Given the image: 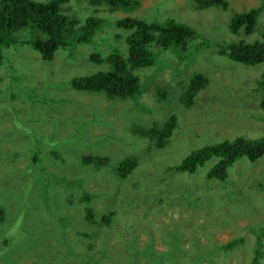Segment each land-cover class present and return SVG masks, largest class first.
Listing matches in <instances>:
<instances>
[{
    "label": "rangeland",
    "instance_id": "obj_1",
    "mask_svg": "<svg viewBox=\"0 0 264 264\" xmlns=\"http://www.w3.org/2000/svg\"><path fill=\"white\" fill-rule=\"evenodd\" d=\"M139 1L140 7L130 12H112L88 0H66L60 5L62 13L72 16L76 24L78 20L84 24L89 16L113 21L94 39L105 54L112 49L128 52V30L115 24L121 18L149 16L147 21H164L174 16L196 27L202 36L196 42L207 46L194 51L190 60L167 55L172 64L154 76L138 98L143 109L133 108V99H110L69 86L77 75L112 72L108 63L90 61L93 45L71 41L52 59H44L29 45L15 43L3 48L0 202L8 197L10 215L0 223V264H195L187 258L169 262L173 244L188 254L209 252V259L200 264L252 263L258 238L251 231L264 226V156L253 162L239 158L225 181L208 178L209 170L220 160L217 156L195 173L169 174V167L210 144L237 137L264 138L260 87L264 63L246 66L220 53L221 47L240 40L262 39L263 15L258 30L250 35L229 28L235 13L257 7L262 0H227L228 9L200 11L194 8V0ZM37 36L36 29L15 32L18 40ZM173 67L187 70L178 77ZM154 70L136 72L141 84ZM195 73L209 77V84L196 94L194 105L185 109L177 99L179 82L188 81ZM163 88H168L170 100L156 96ZM171 115L177 118L172 152L168 146L147 153L145 142L135 135L133 122L157 124L154 127L162 130ZM34 152L41 157L37 167L33 165ZM133 153L139 157V165L127 178L118 177L115 167ZM88 154L109 158L108 167L98 169L85 163ZM28 167L40 168L58 180L51 177L49 191L41 183L40 194L35 196L31 187L25 188L27 177H17ZM32 172L34 182L36 173ZM85 193L94 195L95 223L85 218ZM110 212H114L111 223L102 224L100 215ZM241 236L246 238L241 250L222 251V245ZM67 256L70 259H64Z\"/></svg>",
    "mask_w": 264,
    "mask_h": 264
},
{
    "label": "trees",
    "instance_id": "obj_2",
    "mask_svg": "<svg viewBox=\"0 0 264 264\" xmlns=\"http://www.w3.org/2000/svg\"><path fill=\"white\" fill-rule=\"evenodd\" d=\"M66 0H50L47 3H37L33 0H0V67L3 63V48L6 46L20 43L21 45H29L35 51L39 52L44 59H52L61 49H66L70 46L71 41L80 45H93L94 49L90 55V61L93 63H108L113 69L111 73L104 71L92 74L77 75L70 81V87L91 94L108 95L110 99L128 100L133 99V108H142L138 98L148 89L160 71L169 64H172L167 55H178L182 60L187 58L190 60L194 51L207 46L206 42H196L197 38H202L199 31L194 26H189L187 23L177 20L174 16H167V19L160 21H147V17L121 18L115 22L116 26L128 30V35L125 40L128 46V52L123 53L121 50L112 49L109 54H105L98 49V42L94 41L97 32L105 26L112 25L113 21L106 17L89 16L84 24L79 20H71L72 16L62 13L61 3ZM94 6H105L110 11L124 10L127 12L135 11L141 5L139 0H88ZM230 3L227 0H194V8L204 10L210 7H218L228 9ZM260 15L264 18V0L262 4L235 13L229 23V28L233 33H238L243 29L247 35L258 30L257 24ZM264 21V20H263ZM78 26V28H75ZM36 33L42 34L34 40H18L15 37V32L23 30H35ZM262 39H255L253 42L240 40L238 43L229 46H223L220 53L229 55L233 60L246 66H255L264 63V22L261 27ZM205 39V38H203ZM100 40V39H99ZM206 40V39H205ZM108 42V41H107ZM169 49L172 51L169 54ZM193 50V52H192ZM177 53V54H176ZM70 58V55L68 54ZM190 57V59H188ZM179 62V61H178ZM191 62V61H189ZM153 66V67H152ZM149 67H152L148 69ZM155 70L147 73L146 81L141 84L140 77L136 73L138 70L147 71ZM172 67V66H170ZM169 67V68H170ZM187 70L185 68H175L174 72L179 75ZM5 75L9 79V73ZM5 78V77H4ZM209 77L203 73L193 74L188 81H180V89L177 99L182 102L185 109H189L194 105V97L196 94L209 84ZM262 88L261 106L264 109V78L260 83ZM159 89L156 96L159 100H170L168 88ZM176 91V90H175ZM173 101V100H171ZM169 101V102H171ZM68 102H71L70 100ZM173 107V106H172ZM171 107V108H172ZM129 113L133 109H126ZM151 111V110H149ZM34 122V121H32ZM134 131L138 141H143L146 144L147 153H152L158 148H168L172 152L173 143L171 138L177 127L176 115L169 116V120L164 125L163 129H157L159 125L150 126L143 121H134ZM184 134V132H183ZM171 143V144H170ZM144 144V145H145ZM172 147V148H171ZM176 152V151H175ZM178 152V151H177ZM173 154V153H170ZM30 155V154H29ZM212 156L220 158L208 172V178L225 181L229 176V169L241 157L247 158L250 162L263 158L264 156V138L257 140H248L244 137H237L232 141H225L217 144L207 145L195 152L185 156L179 164L169 167V174L178 172L195 173L199 166H202L210 160ZM34 160L39 158V154L34 152ZM87 164H95L98 169L107 168L109 158L88 154L83 158ZM139 165V157L129 154L123 158L115 167V174L121 178H127L128 175ZM34 170L26 168L18 175H25V185L31 187L35 196H39L41 191V183L45 184L46 190L50 189V179L53 176L50 173H36L34 182L31 180ZM14 177L15 174H9ZM17 177H14L17 179ZM54 177V176H53ZM54 180L58 179L54 177ZM228 188H233L228 186ZM8 194V192H3ZM7 196L4 202H0V223L4 222L10 215L7 212ZM94 195L85 193L82 198L87 203L85 208V218L88 222L95 223L97 220V210L91 206ZM10 208V207H9ZM7 215V216H6ZM114 212L100 215V222L104 225H109L113 219ZM15 220L12 221V224ZM257 236V245L255 247V256L251 264H262L264 258V226L251 231ZM246 243V238L241 236L234 238L221 246L222 251L231 252L239 251ZM209 252L199 251L197 254H188L185 250H181L177 244H173L169 251V262L178 261L181 258H187L195 264L207 261ZM70 259V256L64 257Z\"/></svg>",
    "mask_w": 264,
    "mask_h": 264
},
{
    "label": "flooded vegetation",
    "instance_id": "obj_3",
    "mask_svg": "<svg viewBox=\"0 0 264 264\" xmlns=\"http://www.w3.org/2000/svg\"><path fill=\"white\" fill-rule=\"evenodd\" d=\"M172 51H170V49H169V53H171ZM177 54V53H176ZM172 55H175V54H172ZM178 62V61H177ZM25 155L27 154V152L26 153H24ZM40 162H41V157L39 156V158L37 159V160H33V165L35 166V167H37L39 164H40ZM60 169H61V167H59V168H57L56 169V171L55 172H58V171H60ZM36 173L37 172H44V171H42L40 168H37V169H35L34 170Z\"/></svg>",
    "mask_w": 264,
    "mask_h": 264
}]
</instances>
